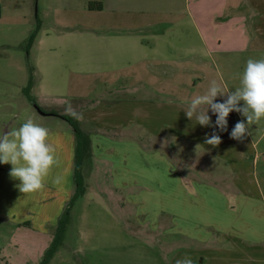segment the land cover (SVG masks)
I'll return each instance as SVG.
<instances>
[{
	"label": "crops",
	"instance_id": "obj_1",
	"mask_svg": "<svg viewBox=\"0 0 264 264\" xmlns=\"http://www.w3.org/2000/svg\"><path fill=\"white\" fill-rule=\"evenodd\" d=\"M37 17L45 34L32 95L45 110L70 102L91 139L70 254L80 264H176L185 256L264 264V191L253 177L251 132L231 138L235 111L223 132L183 111L212 80L230 91L225 76L233 80L263 55L264 0H56ZM38 114L13 129L28 119L48 128L57 165L42 190L21 193L12 166L0 163V223L23 229H0V264H17L6 248L12 236L29 258L38 249L30 262L38 264L74 192L73 129L61 116ZM213 131L216 147L205 143Z\"/></svg>",
	"mask_w": 264,
	"mask_h": 264
},
{
	"label": "clouds",
	"instance_id": "obj_2",
	"mask_svg": "<svg viewBox=\"0 0 264 264\" xmlns=\"http://www.w3.org/2000/svg\"><path fill=\"white\" fill-rule=\"evenodd\" d=\"M218 96H226L224 102H216ZM241 102L243 105L241 106ZM209 110L216 115L212 124ZM186 117L202 127H215L221 132L227 131L228 117L233 111L246 118L233 127L230 136L242 141L250 135V126L264 118V59H248L243 69L240 87L234 91H225L216 80L210 82L204 94L194 96L186 109ZM65 114L82 119V113L76 112L70 102L66 103ZM221 137L215 131L205 136V143L213 147L221 143ZM199 145H197L198 147ZM0 163L10 164L9 175L20 183L21 193H34L45 187L46 178L57 165L56 147L50 138L48 128L28 119L18 129L0 133ZM55 183H60L57 177ZM176 264H193L191 257L185 256Z\"/></svg>",
	"mask_w": 264,
	"mask_h": 264
},
{
	"label": "rangeland",
	"instance_id": "obj_3",
	"mask_svg": "<svg viewBox=\"0 0 264 264\" xmlns=\"http://www.w3.org/2000/svg\"><path fill=\"white\" fill-rule=\"evenodd\" d=\"M56 0H0V133L4 131H10L16 123L22 121L30 113H35L39 117L38 110L34 107L33 102L29 101L25 94L22 92V88L27 84L29 77V65L33 67L34 77L36 79V61L40 56L41 50L36 46L39 43V38L44 34L38 30L36 37L29 48L27 53L26 40L30 32L36 28L37 16L39 11L43 8L45 3H54ZM26 20L25 24L19 25L18 23L23 19ZM16 20V21H14ZM17 22V23H15ZM40 29V28H39ZM259 59H264L263 55H259ZM256 60V59H254ZM236 78L233 80L228 79L225 76V82L230 91H234L240 87V81L243 71H236ZM39 105V103L36 101ZM57 104L56 102H54ZM58 103H61L58 101ZM243 102H241V106ZM40 106V105H39ZM60 112H65V108L58 109ZM234 122L238 121L237 115H241L235 112ZM242 116V115H241ZM51 117V116H49ZM246 123V118L243 117ZM249 132L254 142V148L256 150V161L252 168L254 169L253 177L257 181L260 180L264 191V118L259 120L254 125L250 126ZM254 156V155H253ZM192 155H189L188 160L193 161ZM250 178L251 180L253 179ZM256 193V190L254 191ZM261 208L257 204L254 206V213L257 217L261 215ZM261 223V222H260ZM73 222L68 226L65 233V245L61 247V250L57 256L55 264H67L66 260H73L75 263L80 264L77 256L74 257L70 254L68 246H71V239L75 237ZM0 229L9 231H21L23 229L14 228L12 225H3L0 223ZM69 234H68V233ZM12 235H15L12 233ZM14 236L11 238V243L8 245L9 255H12L13 262L17 264H30V262L36 259V252L38 249L33 247L31 258L27 257L25 246H14ZM40 256V254H39ZM42 258V256H40ZM41 260V259H40ZM73 263V262H72ZM37 264V263H36Z\"/></svg>",
	"mask_w": 264,
	"mask_h": 264
},
{
	"label": "trees",
	"instance_id": "obj_4",
	"mask_svg": "<svg viewBox=\"0 0 264 264\" xmlns=\"http://www.w3.org/2000/svg\"><path fill=\"white\" fill-rule=\"evenodd\" d=\"M99 4L97 8H101ZM40 28V19L37 17L36 28H34L27 37L26 48L27 53H29V48L31 47L36 34ZM35 82V77L33 73V67L29 65V77L27 84L22 88V92L28 98L29 101L35 103L36 99L32 95V87ZM39 106V105H38ZM45 112L55 114L65 118L71 125L73 132L75 134L76 145L74 153V192L70 199L68 200L64 210L60 214L55 231L53 233L52 240L49 246L44 251V254L38 264H49L50 260L57 252V250L62 246L66 230L72 220V208L74 203L85 193L86 183L83 174V167L85 161L91 156V139L89 134L82 130L79 124V120L73 118L71 115H66L65 113H60L59 110L50 109L45 110L43 107L39 106ZM236 116V115H235ZM76 257V256H75Z\"/></svg>",
	"mask_w": 264,
	"mask_h": 264
},
{
	"label": "water",
	"instance_id": "obj_5",
	"mask_svg": "<svg viewBox=\"0 0 264 264\" xmlns=\"http://www.w3.org/2000/svg\"><path fill=\"white\" fill-rule=\"evenodd\" d=\"M33 105H34V107H35L40 113H45V111L42 110V109L38 106V104H37L36 102L33 103Z\"/></svg>",
	"mask_w": 264,
	"mask_h": 264
}]
</instances>
